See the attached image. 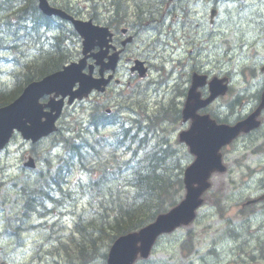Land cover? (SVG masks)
Segmentation results:
<instances>
[{
    "label": "rangeland",
    "instance_id": "rangeland-1",
    "mask_svg": "<svg viewBox=\"0 0 264 264\" xmlns=\"http://www.w3.org/2000/svg\"><path fill=\"white\" fill-rule=\"evenodd\" d=\"M101 1L51 0V3L54 6L69 7L72 12L77 9V15L80 18L89 19L93 16L96 23L106 25L109 22V11L111 10L110 14L114 13L111 6L112 0ZM134 1L128 0L125 5L130 8L128 17L131 20L130 23L134 22L133 17L130 15L132 14V4ZM142 1L145 3L144 7L153 4L152 6L155 10L157 6L156 0ZM256 1L258 5L255 8L251 7L244 10L239 9V2L234 5H226V1L222 0L219 6H223V8L218 22L216 21L215 25H213L215 28L210 24L211 7L208 6L206 9H202L204 20L201 21L205 27H197L198 24H195V32L201 33V35H197V40L194 41L195 46L177 52H172L171 50L164 57H160V62H158L162 64L154 67L148 80L140 81L136 78H131L124 68L120 69L121 76L127 74V77H125L126 82H131L133 87L135 86L134 89L132 88V91L125 93L127 97L125 104L141 115H145L146 113L154 118L157 112L163 111L162 106H170L172 100H175L176 103L178 102L180 99L179 94L188 86L187 81L190 68L197 65L200 69L212 74L231 72L233 76V92H230V96L228 95L219 99L211 107L210 111L212 110L220 117L230 120L243 116L255 104L256 94L264 82V74L261 72V67L264 65V0ZM93 4L96 6L95 9L92 7ZM250 6L253 5L248 4L246 7ZM145 17L148 16L145 15ZM151 23L159 26L161 21L157 23L154 20ZM237 25L239 30L237 29ZM55 28H58L63 36L66 25L59 21H54V28L47 35L50 40L58 33L55 31ZM2 31L8 34L3 29L0 31L1 36H3ZM195 32L191 33V35L195 36ZM148 33H151V41H155V38L159 36L155 32ZM182 34L184 35L183 32ZM8 35L11 36L9 42L4 44L9 43L16 47L0 52V88L5 85L10 87L13 83L14 75L18 72L23 73L21 64L25 61H31L39 49L40 51H46V47H44L46 44H37V40L33 39L32 35H28L27 30L19 29L16 32L11 30ZM137 35H140L138 31ZM145 38L146 34L141 35L136 42L137 44H134L130 48L134 56L144 58L141 55V51L143 50L142 41ZM68 42L69 45L66 44L67 48L71 49L72 55H76L77 51L81 50L80 39L70 37ZM197 47L203 49L199 52L197 50L198 55L196 54ZM58 54L59 52L57 51L53 55L56 57ZM161 54L159 52V55ZM16 59L20 60V64ZM161 67L164 71L161 70ZM21 78H23V75H21ZM239 96L240 100L237 103H233ZM91 102L86 103L85 106L90 107ZM107 105L114 106V102ZM82 110L81 106H77L75 109L68 108V117L62 121L65 124L61 125V127L63 130L69 128L73 131L72 134L68 135L70 137L78 136L77 133L80 131L84 138L90 139L92 135L86 133L89 128V109L86 108L83 112ZM127 110L124 109L122 111V117L125 120L133 119L136 113H131ZM173 116L174 113L169 112L168 117L158 128L157 134L165 135L172 144L174 143L175 148L181 154L184 164L189 163L193 158L190 156L187 147L177 143L179 132L182 129L188 128L189 124L178 122L173 125L174 122L171 120ZM261 132H264V128ZM111 133L112 129L109 128L102 131L101 135L108 136ZM80 142L82 143V140ZM242 142L232 148V150L241 147ZM232 150L229 154L225 153L228 162H234L236 158L240 157V153L242 152L237 154L232 152ZM29 153H33L31 146L25 144L20 135H16L0 156V232L3 234L0 236V264H44L47 260L48 264L58 262L64 264L63 253L53 256L49 253V256L43 262L40 261V255L47 249L48 252L52 249L56 251L55 247L58 246L59 242L66 243L70 249L76 248L75 253L79 251L77 246L80 244L68 241V237L73 234L77 214L81 213L84 208L90 210L87 198L83 197L81 189H77L79 184L86 183L88 175L81 170V168L84 169L81 164L71 167V172L65 175L69 171L70 165L65 164L62 160V158L67 156L64 146L59 145L55 137L43 140L36 152L37 157H42L38 161L36 170L39 171L43 166L46 171V159H49L50 163L54 166L56 165L58 169H62L59 175L64 176L63 180L66 182L64 186L67 191L74 192V195L68 193H65L63 197H61V194L57 195L56 197H59L60 202L49 204L48 209H50L51 213L42 211L46 215L38 214V216L33 215L31 217L23 215L22 207L25 199L23 198L24 192L22 191V187L24 183H27V185L32 184L33 186L35 181L38 182L46 177L51 179L48 177L47 172L36 174V170H34L36 172H33V170L23 167L24 157ZM85 153L87 157L85 158L86 163L93 162L96 156L93 158L91 151L85 150ZM41 155H44V157ZM107 158V154L103 153L101 160H98L95 166L98 168L99 164L107 161ZM250 161L254 162L252 158H250ZM247 173V170H239L235 165H230V171L227 174L216 175L213 189L206 198V205L200 210L194 224L189 229H180L173 235L163 237L158 243L152 257L148 261H140L138 264H191L192 262L193 264H222L231 259L232 253L235 252L233 248L238 253L247 255L254 261L261 260V245L256 248H250L241 243V239L235 241L220 237V234L228 226L235 228L238 224L242 225V222H245L239 214V203L242 200H248L246 199V195L252 196L250 195L252 190L248 189L244 191L245 193L241 192L234 187L236 185L233 181L238 182L248 178ZM253 173L256 176L255 181H262L264 177V163ZM226 196H230V199L224 198ZM216 204H221L223 212L219 211ZM60 206H67L68 208L61 211L63 216H60ZM251 208L254 207H246V209ZM43 216L45 217L42 218ZM261 220H263L262 217L251 219L252 225L254 224V227L257 226ZM16 226L18 228H15ZM19 226L21 230H19ZM30 226L35 227L29 229ZM17 230L20 232L19 236H17ZM187 230H192L196 235L190 251H184L181 248L182 242L186 239ZM7 232L14 236H8ZM227 233L231 235L229 231ZM261 236L264 237V234ZM50 237L53 238L51 239ZM96 239H98L97 236ZM212 245L213 247H218L221 257L212 258L206 255L210 248H212ZM96 246L95 256L88 258L89 262L90 264H105L103 252H108L106 242L101 238L97 241ZM55 256L61 257V260H57L58 258H55ZM76 264L81 263L77 260Z\"/></svg>",
    "mask_w": 264,
    "mask_h": 264
},
{
    "label": "trees",
    "instance_id": "trees-1",
    "mask_svg": "<svg viewBox=\"0 0 264 264\" xmlns=\"http://www.w3.org/2000/svg\"><path fill=\"white\" fill-rule=\"evenodd\" d=\"M127 1L122 2L120 0L121 11L119 5H117V13L121 12L120 16L122 18L124 16V19L128 10V6H125L124 3ZM37 2L38 0H2L0 2V29H5L9 34L11 30L14 32L19 29L27 30V25H30V27H33L34 33L37 34L40 33L41 27H51V20L45 18L40 13ZM138 13H140V8ZM37 21L41 22L39 29L34 27ZM2 33L3 36L0 35V49L10 48L12 45L4 43L9 42L11 36L5 34L3 31ZM69 33L74 34L73 30L70 29L64 30L63 36L58 35L54 37V42L51 43L52 51L49 55H43V60L41 61L30 63L26 68L28 72L26 81L29 82L34 77L40 78L60 68L68 61L69 56H71V49L69 50L67 48L66 44L69 45V43L64 39L68 40L70 38ZM50 42H52V39ZM57 51L59 54L55 57L53 54ZM45 57L46 59L44 60ZM14 78L19 79L20 77L14 75ZM21 89L22 85L19 83L11 90L1 91L0 106L14 100ZM142 121H137L135 124L131 122L133 125L130 128H127L129 124H122L119 127L120 133L113 136L111 139L114 140L112 141H116L117 135L125 136L126 132L130 134V130H136V135L140 138H144L145 135L150 137L157 132L155 129L143 130L141 128ZM60 139L66 144V151L72 158L77 159L79 164L82 163L84 169H88V171L93 173L96 171L99 172V177L96 180L92 179L87 184L91 192L93 194L97 192V182L104 184L103 196H91V199L94 200L90 203L92 210L86 216L81 215L78 222H76L75 230L79 237L75 236L74 238H70V241H75L80 244L77 247L79 249V259L82 260L83 264L90 263L88 258L95 256L94 252L97 250V241L101 238H103L104 242L113 241L119 236L139 230L154 221L159 214L166 212L178 203V198L183 191V167L178 162L176 154L168 148L167 141L162 140L156 143L159 151L153 154L155 164L151 168H154V172L149 170L147 171L146 179L142 180L139 184H130L126 183L123 178V165L127 163L128 157L123 158V154H119V151L112 147H110L112 154L107 158L106 162L99 164L98 168L97 166H94V169L87 168L85 150L88 152L91 151L92 157L94 158L97 154L98 147H106L104 138H95L92 142L84 140L82 137L78 138L82 139V142L84 140V145H81L80 141H74L77 137H69L65 133L61 135ZM127 140L128 137L125 136V141L127 142ZM98 141L100 142L98 143ZM63 162L66 164L68 161L63 160ZM145 171V168L141 169L142 173ZM130 174L135 175V173ZM113 176L115 179L110 178ZM55 183H58L57 178L49 179L46 177L38 182L35 181L33 186L31 184L25 187L23 190V198L25 199L26 208H29L27 213L36 209L38 214L43 215L41 212L46 211L44 210V203L46 202L47 204V201L53 199L55 194ZM64 195L65 193H61V197ZM96 201L98 205L95 208ZM96 236L98 239H96Z\"/></svg>",
    "mask_w": 264,
    "mask_h": 264
},
{
    "label": "water",
    "instance_id": "water-1",
    "mask_svg": "<svg viewBox=\"0 0 264 264\" xmlns=\"http://www.w3.org/2000/svg\"><path fill=\"white\" fill-rule=\"evenodd\" d=\"M56 10L49 7L47 13L71 21L84 39V59L79 64L65 67L64 71L44 78L41 82L32 83L14 103L0 109V150L9 142L14 129H18L26 139H32L34 142L56 130L55 121L61 113L62 105L51 106L53 111L54 109L58 111L55 115L52 112L45 113L44 107L39 104L41 96L56 91L58 87L65 89L64 94L71 93L74 85L79 82L78 95L82 98L93 89L102 90L101 87L109 83L112 77L105 81L103 77L105 70H116L119 55L108 56L112 37L109 30L94 27L92 22L76 20L63 12H56ZM96 47H99L100 51L95 55L89 54ZM90 57L96 60V65L101 66L100 79L83 74L86 61ZM105 58H108L107 63ZM93 69L91 66V73H93ZM140 72L143 75L144 69L140 68ZM192 80L183 113L184 121L192 119L193 124L189 131L181 134V141L190 146L191 153L196 155L197 159L185 173L186 198L177 208L168 214L159 216L154 224L141 232L120 238L111 249L108 264H133L139 253L142 257L147 258L159 235L172 232L181 225H188L195 218L196 209L203 203L201 196L210 187L211 174L215 171H224L220 149L241 132H249L260 126L257 119L264 109V94L257 111L246 120L233 127L218 125L209 116H199L197 112L208 106L218 96L224 95L228 89L227 85L223 84V80L214 79L209 84L211 96L207 100H202L198 89L207 84V77L194 74ZM71 102L72 100H70ZM43 117H46L45 122L42 121ZM29 165L34 166L32 162ZM139 243L140 246H138Z\"/></svg>",
    "mask_w": 264,
    "mask_h": 264
},
{
    "label": "snow or ice",
    "instance_id": "snow-or-ice-1",
    "mask_svg": "<svg viewBox=\"0 0 264 264\" xmlns=\"http://www.w3.org/2000/svg\"><path fill=\"white\" fill-rule=\"evenodd\" d=\"M0 2H2V0H0ZM238 2L240 9H244L246 6L245 0H238ZM186 3L187 0H174L173 6L168 9L169 13H176L175 17L171 19V28H169L167 23L153 27V31L156 32H160L161 27L166 29V32L161 33L160 39H157L155 43L151 42V33H146V38L142 41L143 50L141 51V55L145 58V60L155 61L159 55L157 45L161 44L162 42L171 46V42L175 40L177 41L178 47L181 39L186 43H192L193 41L197 40V37L191 35V33L195 32L196 25L192 24L191 21L182 20L183 16L188 15L185 8ZM164 20H169V16L165 15ZM40 23V21H37L34 27L39 29ZM184 24H188L190 27H183ZM201 27L203 28L205 26L201 24ZM182 32L184 35H181ZM173 50L175 51V49ZM110 123H114V121ZM125 136L128 137L127 142L125 141ZM125 136L117 135L116 141L118 142L107 139H105V142L108 143L110 147L118 150L121 153L125 151L130 153L127 163L123 165V178L126 183L139 184L142 180L147 178V171L150 170L154 172V168H151V166L155 164V157L153 154L158 152L159 149L156 147V142L152 141L147 135H145L144 138H140L135 132H130V134L129 132H126ZM99 142L100 141H98V143ZM142 168L146 169L144 173L141 172ZM130 173H135V175H131ZM110 178L115 179L114 176ZM97 188L98 190L95 194L91 192L90 188H86L85 191L88 196L94 197L95 195H99L102 197L104 192V184L102 182H97ZM241 239L245 240L246 238L242 236Z\"/></svg>",
    "mask_w": 264,
    "mask_h": 264
},
{
    "label": "bare ground",
    "instance_id": "bare-ground-1",
    "mask_svg": "<svg viewBox=\"0 0 264 264\" xmlns=\"http://www.w3.org/2000/svg\"><path fill=\"white\" fill-rule=\"evenodd\" d=\"M38 4V10L40 11V13L45 17V18H47V19H50L51 20V27H41V31H40V33H37V34H35L34 32V29H33V27H30V25H27L28 27H27V31H28V35H32L31 37H33V39H35V40H37L36 41V43L37 44H39V45H43V44H50L51 42V40H50V38H48V33H49V31L51 30V29H53L54 28V21H59V22H61V23H64L65 24V22L63 21V20H59V16H56V15H48L49 13H47V10H48V8L50 7L51 9H54V10H56V9H58V10H56V12H63L64 14H67V15H69L70 16V14L71 13H73L70 9H69V7H65V6H54L52 3H51V0H38V2H37ZM42 3H43V7H42ZM236 3H238V0H226V5L228 4V5H234V4H236ZM7 4V3H6ZM218 3H213V4H211V6H214V7H216L215 5H217ZM245 4H246V6L248 5V4H251V5H253V6H250V7H246L245 6V8H244V10L245 9H248V8H251V7H253V8H255L257 5H258V3H257V1L256 0H245ZM23 6V5H22ZM218 6V5H217ZM120 7H121V4H120ZM193 7H195V6H193ZM222 8H223V6H220L216 11H218V12H221V10H222ZM69 9V10H68ZM239 9H240V7H239ZM18 10V9H17ZM25 10V9H24ZM114 10V9H113ZM115 10H116V13H117V8H115ZM121 10H122V8H121ZM14 11V10H13ZM34 11V10H33ZM15 12V11H14ZM25 12V11H24ZM110 12H111V10H110ZM4 13V12H3ZM118 14H120V13H118ZM3 16H4V14H3ZM6 16V15H5ZM32 17V16H31ZM194 20H197V18L195 17V18H193ZM20 23V22H19ZM137 28V27H136ZM162 30L164 29L163 27L161 28ZM1 30V29H0ZM55 31H57L58 33L56 34V36H58V35H61V33H60V31H59V29L58 28H55ZM166 32V31H165ZM55 36V37H56ZM54 38H52V40H53ZM2 42V41H1ZM166 44V43H165ZM166 45H168V44H166ZM49 46V45H48ZM16 46L15 45H12L9 49H11V48H15ZM7 49L8 48H4V49H0V52H3V51H7ZM201 50H203L202 48H201ZM141 107H144L143 105H140ZM132 112V111H131ZM143 118H144V116L143 115H139V116H136L135 118H133V119H131L130 121H127V122H119V123H117V127H118V129H119V127L122 125V124H129V125H127V128H130V126L131 125H133V124H135L137 121H141V120H143ZM131 122H133V124H131ZM67 136L69 135V134H67V133H65ZM70 137V136H69ZM73 137V136H72ZM77 137V139H75L74 141H81L82 139H78V138H80V136H76ZM76 137H74V138H76ZM81 145H84V143L82 142L81 143ZM62 160H64V161H66L65 159H62ZM106 162V161H105ZM67 164H69L68 162H67ZM81 165H82V163H81ZM60 171H62V169L60 168L59 169V172ZM63 177L62 176H58V178H57V182L58 183H61L62 181H61V179H62ZM60 181V182H59ZM69 202V201H68ZM46 203H44V210H46V213H48L49 212V209H48V206H47V204L45 205ZM41 213H43V212H41ZM46 213H43V215H46ZM45 216H43L42 218H44ZM15 228H18L17 226L15 227ZM19 230H21V227L19 226ZM19 230H17V232H19ZM227 231H229L231 234H233L234 232H235V228H233V227H229V228H227ZM264 245V244H263ZM261 246V248H260V253H261V261H264V246ZM48 250V249H47ZM47 250H44L43 252H42V254L40 255V261L41 262H43L44 260H46L47 258L46 257H48L49 256V253H47L46 251ZM76 250V248L75 249H69V251L66 253V255H63L64 257V259L63 260H65V262H64V264H76V261L77 260H79V262L81 263V264H83L82 263V260H80L79 259V252H77L76 251V253L74 252ZM218 250V247H213L212 248V252H216ZM69 253V254H68ZM54 254L56 255L57 254V252L55 251L54 252ZM76 255H77V257H76ZM55 258H58L57 260H61V257H56L55 256ZM48 261V260H47ZM47 261L46 262H44V264H48L47 263ZM54 263H55V261H54ZM55 264H60V262H58V263H55ZM88 264H90V263H88Z\"/></svg>",
    "mask_w": 264,
    "mask_h": 264
},
{
    "label": "flooded vegetation",
    "instance_id": "flooded-vegetation-1",
    "mask_svg": "<svg viewBox=\"0 0 264 264\" xmlns=\"http://www.w3.org/2000/svg\"><path fill=\"white\" fill-rule=\"evenodd\" d=\"M122 2H125L126 0H121ZM203 2H205V0H202ZM208 1V5L209 6H211V4H213V3H218L217 2V0H207ZM156 3H157V6H156V8H155V10H154V8H153V4H149L148 6H146V7H142L141 9H140V13H139V15H140V17H141V20L142 19H144V16H145V14L146 13H148L149 11H152V12H155V15L157 14V13H159V16L161 17V18H163V13L165 12V11H167L170 7H172L171 5L174 3V0H156ZM155 3V4H156ZM120 0L118 1H116L115 2V4H114V6L112 7V10L116 13V10H115V8H117V5H119V7H120ZM124 5H125V3H124ZM218 5V4H217ZM217 5H215V6H217ZM185 8H186V10H187V13H188V15L187 16H183V18L186 20V21H191L192 22V24H198L197 25V27H199V26H201V25H199V23H201L202 24V21L204 20V12H202L200 9H197L196 7H191V4H189V3H186L185 4ZM153 9V10H152ZM120 11H121V7H120ZM118 13H120L121 14V12H118ZM118 13H116V14H118ZM159 16L158 15H156V16H154L155 18H157V19H155V21H157L158 19H159ZM189 16V17H188ZM197 18V20H194L193 18ZM202 20V21H201ZM159 21H163V20H159ZM163 23H166V22H162V23H160V25H162ZM162 28V27H161ZM160 28V29H161ZM148 31V30H147ZM135 35L137 36V34L135 33ZM197 35H198V31L197 32H195V36L197 37ZM121 37H123L124 38V36H121V35H118V34H116L115 35V38H114V44H116L117 46H119V45H121V43H122V38ZM135 37V36H134ZM136 38V37H135ZM186 44H188V45H190V46H195V44L194 43H186ZM130 46L131 45H128L127 47H125L124 49H123V51H124V53H123V57H124V59H126V60H128V59H130V60H133V59H137V57H132L133 56V53L130 51ZM120 47V46H119ZM171 46H169V45H166L164 42H162L161 44H159V46L157 45V48H158V52H160L161 53V51H165L166 49H169ZM198 48V51H200L201 50V48L200 47H197ZM161 58H160V55H158L157 56V58L155 59V61H159ZM151 63H152V61H151ZM127 66V65H126ZM147 66H149V65H147ZM127 67H129V66H127ZM255 143H257L256 145H259V146H261V147H263V148H260L261 149V151H260V153H263L264 152V133H261V134H258V135H256V137H255ZM259 201H261V203H263L264 204V199L263 200H259ZM264 246V245H263ZM257 263H263L264 264V261H256ZM249 264H254L255 262H248Z\"/></svg>",
    "mask_w": 264,
    "mask_h": 264
}]
</instances>
